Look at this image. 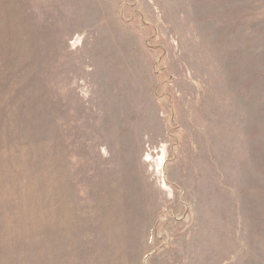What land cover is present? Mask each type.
<instances>
[{
    "label": "rangeland",
    "instance_id": "374dc122",
    "mask_svg": "<svg viewBox=\"0 0 264 264\" xmlns=\"http://www.w3.org/2000/svg\"><path fill=\"white\" fill-rule=\"evenodd\" d=\"M0 264H264V0H0Z\"/></svg>",
    "mask_w": 264,
    "mask_h": 264
},
{
    "label": "bare ground",
    "instance_id": "6f19581e",
    "mask_svg": "<svg viewBox=\"0 0 264 264\" xmlns=\"http://www.w3.org/2000/svg\"><path fill=\"white\" fill-rule=\"evenodd\" d=\"M162 153H163V151H162Z\"/></svg>",
    "mask_w": 264,
    "mask_h": 264
}]
</instances>
